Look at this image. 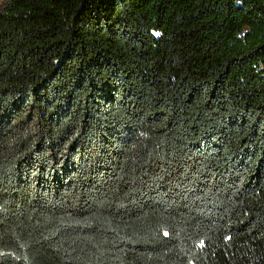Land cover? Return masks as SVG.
Returning <instances> with one entry per match:
<instances>
[{
  "label": "trees",
  "instance_id": "1",
  "mask_svg": "<svg viewBox=\"0 0 264 264\" xmlns=\"http://www.w3.org/2000/svg\"><path fill=\"white\" fill-rule=\"evenodd\" d=\"M0 264H264V0H0Z\"/></svg>",
  "mask_w": 264,
  "mask_h": 264
}]
</instances>
